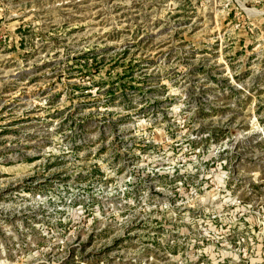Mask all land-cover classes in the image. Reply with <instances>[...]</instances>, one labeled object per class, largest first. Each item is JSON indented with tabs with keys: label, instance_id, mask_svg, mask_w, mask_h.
Returning <instances> with one entry per match:
<instances>
[{
	"label": "rangeland",
	"instance_id": "1",
	"mask_svg": "<svg viewBox=\"0 0 264 264\" xmlns=\"http://www.w3.org/2000/svg\"><path fill=\"white\" fill-rule=\"evenodd\" d=\"M0 264H264V0H0Z\"/></svg>",
	"mask_w": 264,
	"mask_h": 264
}]
</instances>
